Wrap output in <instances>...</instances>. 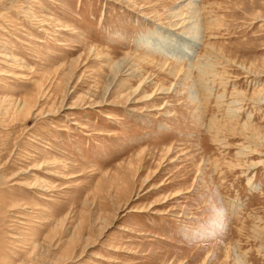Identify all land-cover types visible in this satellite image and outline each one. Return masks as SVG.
I'll list each match as a JSON object with an SVG mask.
<instances>
[{
	"label": "rangeland",
	"instance_id": "obj_1",
	"mask_svg": "<svg viewBox=\"0 0 264 264\" xmlns=\"http://www.w3.org/2000/svg\"><path fill=\"white\" fill-rule=\"evenodd\" d=\"M0 264H264V0H0Z\"/></svg>",
	"mask_w": 264,
	"mask_h": 264
},
{
	"label": "bare ground",
	"instance_id": "obj_2",
	"mask_svg": "<svg viewBox=\"0 0 264 264\" xmlns=\"http://www.w3.org/2000/svg\"><path fill=\"white\" fill-rule=\"evenodd\" d=\"M179 16V14H175V17H176V20L177 19H179V18H177ZM177 23H175V24H173L175 27L177 26V28H180V27H184V25H185V21H176ZM183 35H185V34H183ZM186 37V36H185ZM187 38V37H186ZM190 38H192V39H195L196 40V38H194L193 36L192 37H190ZM195 40H193V41H191V43L192 44H194V45H196L197 43V41L195 42ZM178 41V40H177ZM187 52V51H186ZM189 52V51H188Z\"/></svg>",
	"mask_w": 264,
	"mask_h": 264
}]
</instances>
